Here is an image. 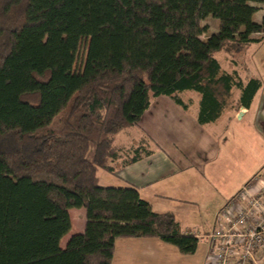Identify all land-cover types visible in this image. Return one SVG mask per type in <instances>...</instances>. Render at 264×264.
Returning <instances> with one entry per match:
<instances>
[{"label":"trees","instance_id":"obj_1","mask_svg":"<svg viewBox=\"0 0 264 264\" xmlns=\"http://www.w3.org/2000/svg\"><path fill=\"white\" fill-rule=\"evenodd\" d=\"M264 0H0V264H114L115 240L158 237L183 254L199 237L157 213L136 187H104L122 157L114 136L135 127L156 97L199 121L218 119L232 90L250 107L261 87L222 69L221 52L264 38ZM219 20L207 38V17ZM262 34L254 38V34ZM89 40L75 71L81 41ZM142 157L139 150L124 164ZM85 209L73 234L70 210Z\"/></svg>","mask_w":264,"mask_h":264},{"label":"crops","instance_id":"obj_2","mask_svg":"<svg viewBox=\"0 0 264 264\" xmlns=\"http://www.w3.org/2000/svg\"><path fill=\"white\" fill-rule=\"evenodd\" d=\"M260 7L257 22L264 17V4ZM258 35L253 37L261 38ZM255 45H264V38L243 49L252 55L254 68L246 77L242 63L234 60L225 68L216 55L223 70L236 72L244 82L260 79L250 107L240 105L241 90L234 88L221 116L203 124L199 93L192 91L191 98L184 100L188 109L161 95L152 100L137 126L114 139L122 157L112 163L114 173L99 170L100 185L136 187L155 212L172 213L185 233L200 239L194 254H183L158 237L117 238L114 264H207L212 251L207 234L219 227L220 209L264 167V55ZM136 150L142 157L124 164ZM82 209L70 210L73 228L69 234L84 232L86 210Z\"/></svg>","mask_w":264,"mask_h":264},{"label":"built area","instance_id":"obj_3","mask_svg":"<svg viewBox=\"0 0 264 264\" xmlns=\"http://www.w3.org/2000/svg\"><path fill=\"white\" fill-rule=\"evenodd\" d=\"M207 264H264V167L218 213Z\"/></svg>","mask_w":264,"mask_h":264},{"label":"rangeland","instance_id":"obj_4","mask_svg":"<svg viewBox=\"0 0 264 264\" xmlns=\"http://www.w3.org/2000/svg\"><path fill=\"white\" fill-rule=\"evenodd\" d=\"M202 24L207 26V32L205 34H203L202 37L203 38H207V36H209L211 33H213L216 30H218L219 20L209 16V17H207L206 19H204L202 21ZM258 36L262 37L263 35L261 34V35H258ZM88 44H89V40L87 38H85V39H83L81 41V44L79 46L78 53H77V60H76V63H75V71L76 72H80L83 69V65H84V62H85L86 54H87V51H88ZM255 46L256 47H260V46H257V45H255ZM260 49H261L260 53H262V55H264V45H262L260 47ZM249 50L251 51V49H249ZM217 57L220 59V61L222 62V65L225 68H229L230 64L234 60L238 61L239 63H242V65L244 66V67L242 66L244 68V71H243V73L245 75L244 77H246L247 73L250 74V73H252V71H254L253 64L251 63L252 55H250L249 51H247V53H245V51H242L240 53L222 52V53L217 54ZM191 92L192 91H185L182 94V98L185 101H188V99L191 98ZM192 96H195V95H192ZM235 98H236V95L234 94L232 100L233 99L235 100ZM121 134H123V132L119 133L118 135H115L114 139L115 140L119 139L120 136H123ZM76 210H79V209H76ZM82 211L84 212V209H82ZM73 216L75 217V215H73ZM75 224H76V229H77L75 231H78L80 225H78V223L76 221H75ZM71 235H72V233L67 235L66 239H64L62 241V245L66 244L67 239Z\"/></svg>","mask_w":264,"mask_h":264}]
</instances>
